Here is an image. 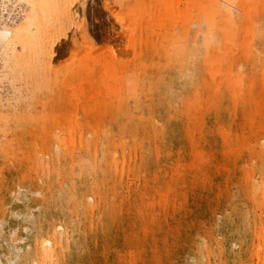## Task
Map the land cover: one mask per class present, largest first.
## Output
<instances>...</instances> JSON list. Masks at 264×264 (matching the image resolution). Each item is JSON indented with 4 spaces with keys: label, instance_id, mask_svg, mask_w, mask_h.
Returning a JSON list of instances; mask_svg holds the SVG:
<instances>
[{
    "label": "rangeland",
    "instance_id": "374dc122",
    "mask_svg": "<svg viewBox=\"0 0 264 264\" xmlns=\"http://www.w3.org/2000/svg\"><path fill=\"white\" fill-rule=\"evenodd\" d=\"M209 6L77 0L52 82L0 78V264H264V0ZM77 110L97 154L56 143Z\"/></svg>",
    "mask_w": 264,
    "mask_h": 264
},
{
    "label": "bare ground",
    "instance_id": "6f19581e",
    "mask_svg": "<svg viewBox=\"0 0 264 264\" xmlns=\"http://www.w3.org/2000/svg\"><path fill=\"white\" fill-rule=\"evenodd\" d=\"M207 1L210 4V6H209L210 8L208 9V10H210V12H209L210 18L216 20V18L220 17L221 20L224 22V25H228L229 15H230L229 14L230 9H229L228 3L233 1V0H207ZM76 2H77V0H0V78L2 77L8 82L11 81L13 85H14L15 81L18 82V89L19 90H17L16 92H13V94L18 93L20 98H21V96H23L22 92L20 94V90H21L20 87L22 85V82L25 81V83H26L27 77L31 76V70H33L35 68V67L34 68L32 67L30 70L32 63L39 66L42 63L46 62L44 60L46 58V56L49 57L48 55H50L51 58L50 57L49 58L51 60L53 52L56 50H59V49H56L57 44L55 45L54 42H57L58 40H60L61 37L63 38V36H64L63 34L65 33V32H63L65 30L64 29V26L66 24L65 21H66V19H68L69 15H70V10L73 7H75ZM101 11H102V9H101ZM100 14L102 15L103 12L102 13L100 12ZM204 14L205 13L202 12V15H204ZM70 16H72V15H70ZM69 19L71 20L72 17H70ZM224 29H226V27H223V30ZM62 32H63V34H62ZM61 34H62V36H61ZM50 64H51V61H50ZM38 66H36V67H38ZM41 69H39L40 71L34 69L33 75L38 74L37 76H39V74H43V76L40 75V78L35 77L36 75L34 76L35 78L32 76L34 80L37 78V81L36 80H35L36 82L34 81V83H35L34 85H36L34 88L35 89L38 88L39 90L41 88H43L44 81L52 82L51 81L52 74L51 73L47 74L46 75L47 77L45 78V73L44 72L42 73ZM34 71H37V73L34 74ZM47 72H49V71H47ZM3 82H5V81L3 80ZM0 83H1V81H0ZM12 86H11V88H12ZM2 87H3V85H2ZM22 89H23V87H22ZM46 90L47 89L45 88V91ZM14 91H15V89H14ZM43 91L44 90H42V93H43ZM40 92H41V90H40ZM30 96H32V95H30ZM30 96H28V97H30ZM48 96H50V94ZM48 96H46V97H48ZM76 97L79 99V96H76ZM10 98H11L10 100H12L13 95ZM14 98H16V95ZM18 98L19 97H17V99ZM23 99H25V97H23L22 100ZM11 102L12 101H10V103ZM14 102H12V103L14 104ZM25 102H26V100H25ZM82 103L84 104L86 102H82ZM3 104L5 105V102ZM2 107H0V110L2 109ZM11 107H13V106H11ZM4 110H5V108H4ZM5 111H7V108ZM4 113H7V112H4ZM4 113L0 114V129H1L0 132H3V130H4V128L2 130V127H6L8 125L7 124L8 119H6L7 115L5 116ZM21 114L18 117L23 120L22 116H24L23 115L24 113L22 114V116H21ZM83 114L85 116H87V114H85V110L83 111ZM13 115H15V113H13ZM15 118H17V116ZM69 118H70L69 127L67 129L62 128V130L64 129V131L60 132L62 135L67 136V138L65 137L66 138L65 139L61 135V137H63L64 139L55 138L56 143L59 145H63V148H66V150H70L71 148L75 149L77 144H80V145H82V147L84 149L86 148V150L88 152H91L92 150H94L95 154H97L98 147H97V145H94V142L92 140H90V138L93 139V137H95V136L97 137L99 134L98 131L96 129H93V128H88V136L87 135H86V137L84 136V133H85L84 130L85 129L82 126V124L80 123V120L78 118V110L71 113ZM56 126H58V125H56ZM54 129L59 130L58 127H54ZM60 133H59V135H60ZM3 134H7V133L3 132ZM2 137H5V136L3 135ZM3 139H5V138H3ZM50 140H52V138H50L49 141ZM122 141H123V143H125V140H122ZM46 143H48V142H46ZM54 145H56V144H53V147H54ZM10 149H11V145H10ZM53 149H56V147ZM48 153H49V151H48ZM41 155H42V153H41ZM263 187H264V185H263ZM61 229H62V227L60 225H56L54 227H51V232H49L51 234V237H47V239H43L41 241L43 244V247H44L43 250L45 251V253L41 256V259H40L42 263L45 261L46 256H50V257L53 256V254H54L53 249H56L58 247V245L60 244L61 239L59 236V230H61ZM259 241H264V235H262L261 233L259 236ZM262 244H264V242ZM262 249H263V245H261L258 249L257 256L259 258H260V251ZM37 263H39L38 259L35 261V264H37Z\"/></svg>",
    "mask_w": 264,
    "mask_h": 264
}]
</instances>
